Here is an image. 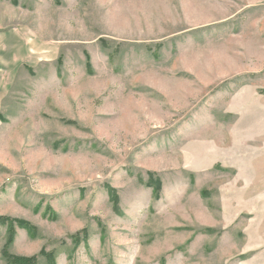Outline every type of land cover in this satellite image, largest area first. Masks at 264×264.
<instances>
[{
	"label": "rangeland",
	"instance_id": "obj_1",
	"mask_svg": "<svg viewBox=\"0 0 264 264\" xmlns=\"http://www.w3.org/2000/svg\"><path fill=\"white\" fill-rule=\"evenodd\" d=\"M9 32L0 216L35 231L0 264H264V0H0Z\"/></svg>",
	"mask_w": 264,
	"mask_h": 264
},
{
	"label": "trees",
	"instance_id": "obj_2",
	"mask_svg": "<svg viewBox=\"0 0 264 264\" xmlns=\"http://www.w3.org/2000/svg\"><path fill=\"white\" fill-rule=\"evenodd\" d=\"M0 226L7 228L10 243L14 241V238L17 234V228H23L29 234H33V231H35L34 227L27 221L11 219L5 216H0ZM37 261L38 257H16L13 258L10 264H37Z\"/></svg>",
	"mask_w": 264,
	"mask_h": 264
},
{
	"label": "crops",
	"instance_id": "obj_3",
	"mask_svg": "<svg viewBox=\"0 0 264 264\" xmlns=\"http://www.w3.org/2000/svg\"><path fill=\"white\" fill-rule=\"evenodd\" d=\"M12 35H15V34H12V32H9L7 34H1L0 35V51L5 55L10 56L11 61L15 57H22L23 56L21 53L17 52L18 47H20L22 50H24V45L22 43L23 39L19 38V37L13 39L15 42L14 46H9L7 39L12 38L13 37Z\"/></svg>",
	"mask_w": 264,
	"mask_h": 264
}]
</instances>
